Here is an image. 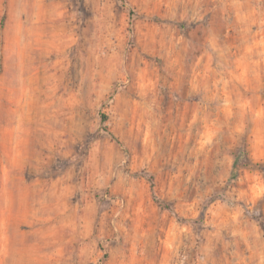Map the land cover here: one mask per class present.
Returning a JSON list of instances; mask_svg holds the SVG:
<instances>
[{
    "label": "clouds",
    "instance_id": "clouds-1",
    "mask_svg": "<svg viewBox=\"0 0 264 264\" xmlns=\"http://www.w3.org/2000/svg\"><path fill=\"white\" fill-rule=\"evenodd\" d=\"M0 264H264V0H0Z\"/></svg>",
    "mask_w": 264,
    "mask_h": 264
},
{
    "label": "rangeland",
    "instance_id": "rangeland-1",
    "mask_svg": "<svg viewBox=\"0 0 264 264\" xmlns=\"http://www.w3.org/2000/svg\"><path fill=\"white\" fill-rule=\"evenodd\" d=\"M182 26H183V25H182ZM256 114H257V116H259V115L261 114L259 109H257ZM107 118H108L107 115L102 114V116H101V119H102V120H107ZM201 215H203V214H201ZM101 247H102V246H101ZM104 259H105V260L108 259L107 255L104 256Z\"/></svg>",
    "mask_w": 264,
    "mask_h": 264
}]
</instances>
